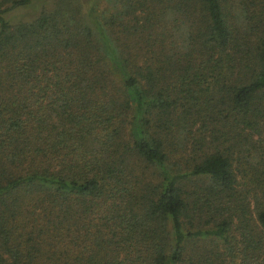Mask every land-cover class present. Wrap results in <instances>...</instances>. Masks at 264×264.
<instances>
[{"label":"trees","instance_id":"obj_1","mask_svg":"<svg viewBox=\"0 0 264 264\" xmlns=\"http://www.w3.org/2000/svg\"><path fill=\"white\" fill-rule=\"evenodd\" d=\"M0 0V264H264V0Z\"/></svg>","mask_w":264,"mask_h":264},{"label":"rangeland","instance_id":"obj_2","mask_svg":"<svg viewBox=\"0 0 264 264\" xmlns=\"http://www.w3.org/2000/svg\"><path fill=\"white\" fill-rule=\"evenodd\" d=\"M81 2H85V0H80ZM52 0H40L36 3L30 4L26 7H21L5 14L6 18L12 22L16 21H29L30 19L34 18L38 12L45 8L50 7V3Z\"/></svg>","mask_w":264,"mask_h":264}]
</instances>
